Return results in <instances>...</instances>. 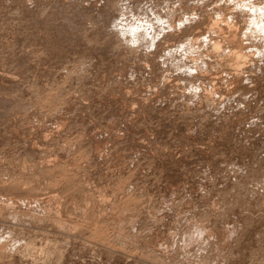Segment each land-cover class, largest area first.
Returning a JSON list of instances; mask_svg holds the SVG:
<instances>
[{
  "label": "clouds",
  "instance_id": "9594fccd",
  "mask_svg": "<svg viewBox=\"0 0 264 264\" xmlns=\"http://www.w3.org/2000/svg\"><path fill=\"white\" fill-rule=\"evenodd\" d=\"M0 264H264V0H0Z\"/></svg>",
  "mask_w": 264,
  "mask_h": 264
}]
</instances>
